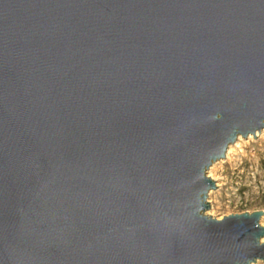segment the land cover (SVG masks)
I'll return each instance as SVG.
<instances>
[{"label": "water", "instance_id": "water-1", "mask_svg": "<svg viewBox=\"0 0 264 264\" xmlns=\"http://www.w3.org/2000/svg\"><path fill=\"white\" fill-rule=\"evenodd\" d=\"M262 131L264 0H0V264L264 261L205 215Z\"/></svg>", "mask_w": 264, "mask_h": 264}, {"label": "rangeland", "instance_id": "rangeland-1", "mask_svg": "<svg viewBox=\"0 0 264 264\" xmlns=\"http://www.w3.org/2000/svg\"><path fill=\"white\" fill-rule=\"evenodd\" d=\"M207 176L218 188L209 192L211 208L205 215L220 220L243 213H264V135L256 139L241 137L240 147H235L229 158L213 164ZM260 225L264 227V215Z\"/></svg>", "mask_w": 264, "mask_h": 264}, {"label": "bare ground", "instance_id": "bare-ground-1", "mask_svg": "<svg viewBox=\"0 0 264 264\" xmlns=\"http://www.w3.org/2000/svg\"><path fill=\"white\" fill-rule=\"evenodd\" d=\"M263 136L264 135V131H262L260 134H258L257 136ZM251 136H249L248 138H250ZM240 140H241V137L238 138V140L236 141V143L234 145H231L229 148H228V151H227V158H229L230 154L232 152L235 151V147H240ZM211 177V175H209Z\"/></svg>", "mask_w": 264, "mask_h": 264}]
</instances>
